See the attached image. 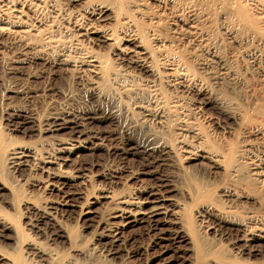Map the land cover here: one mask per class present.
Segmentation results:
<instances>
[{"label":"rangeland","instance_id":"1","mask_svg":"<svg viewBox=\"0 0 264 264\" xmlns=\"http://www.w3.org/2000/svg\"><path fill=\"white\" fill-rule=\"evenodd\" d=\"M193 1L198 5L192 8L198 15L195 24L203 37L199 35L200 44L193 50L189 51V46L181 49L190 52L185 58L188 66L200 75L196 78L176 77L174 80L165 76L167 64L157 59L151 61L152 72L135 68L130 73L132 76L120 86L94 85L95 79L85 66L79 69L71 64L80 57L86 58L87 51L115 62L112 58L118 45L97 47L87 41L79 43L80 38L72 35L74 23L87 22L91 16L85 5H68L67 0H52L53 7L38 11L32 18L33 24L39 27L37 34L29 37L36 48L22 49L18 43L0 48V135L11 147H40L42 152H51L58 136L65 135L43 132L40 126L55 116L81 117L94 112L105 119L100 125L110 136L94 154L83 151L79 156L73 155L74 162L66 165V169L78 161L90 162L92 172L89 171L88 190L92 196L107 190L120 195L132 192L141 195L160 174L169 180L171 197L187 208L183 213L194 215L195 220L190 222L193 228L185 226L184 222V226L173 224L166 230L152 231L137 224L125 231L124 245L114 243L108 251V239L97 240L96 229L97 222L107 216L108 201L102 199L88 215H82L78 207H64L56 214L58 224L49 221L39 211L44 204L43 198L49 196L43 188V179L36 167L21 165L16 172L7 169L0 174V213L6 217L8 225L0 227V251L14 258L22 256L23 260L28 257L27 260L35 264H41L43 257L32 256L30 248L40 246L45 251L44 257L55 255L62 264H264V190L226 175L224 163L214 158L229 144L249 148L248 158L264 156V138L258 135L264 133L263 128L247 123L248 116H253L263 103L264 52L247 36L243 35L238 43L227 39L226 29H233L231 20L223 17V11L207 19L200 11L199 4L203 0H184L181 9L187 12ZM92 2L96 4L101 0ZM148 2L136 0L135 4L145 9ZM77 14L81 15L74 21L73 16ZM113 17L106 18L102 25L123 37L118 43L131 32L150 52L142 35L134 31L136 23L123 26ZM166 21L159 30L177 37L171 31V17ZM173 39L168 40L175 43L177 39ZM170 48L166 49L172 50ZM124 85L138 88L139 95L127 96L122 90L126 88ZM141 104L150 105L152 110L163 109L165 119L157 123L146 118L139 108ZM193 132L208 135L207 141L200 146ZM122 142L149 147L167 145L176 154L162 156L164 158L155 164L157 167H148L142 165L143 160L137 153H122L117 147ZM204 155L207 158H201ZM59 198L60 194L55 191L49 196V199ZM199 213L205 218L198 216ZM245 225L257 235L253 241L241 239ZM59 226L65 230L62 236L54 234ZM185 232L190 237L197 234L202 239L205 255L200 262ZM161 236L163 238H158Z\"/></svg>","mask_w":264,"mask_h":264},{"label":"bare ground","instance_id":"2","mask_svg":"<svg viewBox=\"0 0 264 264\" xmlns=\"http://www.w3.org/2000/svg\"><path fill=\"white\" fill-rule=\"evenodd\" d=\"M135 1L136 0H101V2L95 4L92 0H67L68 5L73 3H78L79 6L85 5L84 8L88 12V15L91 16V19L88 18L87 22L81 21L74 23L72 35L80 38L79 43L80 41H87V43L89 42L97 47L105 44L112 46L114 43H117L118 45L116 47L117 53L113 54L114 57L112 58L115 62L118 61L117 63L112 62L108 57L103 59L101 56H98L95 53L91 54V51L86 50L89 55H86V58H76L77 60L73 61L71 66L79 69L85 66L92 74L91 77L95 79L93 82L94 85L103 83L111 87L120 86L128 77L130 78L132 76L130 73L135 68H139V70L143 71L145 70V72L146 70L152 72L153 70L150 66L152 64L151 61L155 62V60L158 61L159 59H162L163 62L167 64V67L163 72L166 74L165 76L173 77L174 80H177V78L186 80L188 78H196L198 75L196 74V69L188 66V61L185 58V55L189 54V51H191L194 46L198 45V38L202 36L200 35L199 28H197V25L195 24L198 15L196 14L195 9H192L193 6L197 5L196 1H193L194 3L192 6L190 4V9L187 10V12H185V9H181L184 0H149L145 9L140 8L138 5L139 3L135 4ZM186 1L187 0H185V2ZM52 5V0H0V48L6 44L15 43L23 46L22 49L28 48L30 51L32 48H36L35 44L31 42V36L37 34L39 27H36L33 24L32 18L38 14V11L53 7ZM199 5L200 11L207 19H213V15L217 11H223V17L231 20V23L233 24V27L231 28L233 29H226L227 39H231L233 42L238 43L243 35L247 36L250 40L257 42L264 52V0H203V3ZM110 8L112 9L110 10ZM70 12L72 11L70 10ZM134 13L136 16H134ZM109 14H112L111 17H116L117 24L120 23L123 26H127L131 22L136 23V29L134 31L137 30V32L142 35V40L150 49V52L146 51L142 46V43L138 41L134 33L131 32H128L125 35L122 43H118V40H122L123 37L116 36L115 31L107 30V28L102 25V22H104L106 18H111L107 17ZM79 15L81 14L73 16L74 21H78L77 16ZM115 17H113V19ZM170 17L172 21H170V23H172L171 31L174 34H177V37H174L175 35L173 34V36H169V33L163 34V31L161 32L158 28L164 23V21L168 20V18L170 19ZM124 28L126 29L127 27ZM170 38H174L173 40L177 39V41L175 40V43H173L172 40H168ZM149 41L151 42L149 43ZM187 46L190 47L188 51L189 53L183 52L181 49H186ZM179 47L181 51L179 50ZM166 48L172 50H167ZM18 49L20 50L21 47ZM146 56L151 60L148 61ZM63 61L67 63V60ZM137 62H139V64H137ZM127 82L128 81H126V83ZM132 82L134 83L133 80ZM133 83L132 85H134ZM123 87H126L122 90H124L127 96L128 94L130 96L132 93V95H139L140 93L137 87V89L131 88L132 86L127 87L124 85ZM140 91L142 90L140 89ZM145 91H143V93ZM148 94L150 93L148 92ZM148 97H150V95ZM262 99V105L256 109L253 116H248L247 123L255 124L263 128L264 131V97ZM141 100L143 101V99ZM140 106L141 107L139 108L142 109L141 111L146 118L152 119L153 121L155 120L157 123L163 121L164 112L162 108V110H159L158 108L157 110H152L151 108L153 107L150 108V105L141 104ZM103 120H105L103 117L94 112L84 114L81 117H68L63 115L48 119L46 123L44 122L45 124L43 126H40L41 131L53 133L56 136H58V134L65 135L64 137L58 136L56 146L50 150L51 152H46L45 150L42 152V148L40 147H11L1 134L0 174L5 173L7 169L8 171L10 169L11 173L16 172L21 165H27L29 168L33 166L34 168L36 167L38 170L37 172L40 173V176H38L43 179V188L46 190V194L50 196L54 191L60 194V198L56 200L49 199V196L44 195L43 206H40L41 209L39 206L36 208H39V211L41 210L42 213L45 214L44 217H46V219L57 224L56 214H58L62 208L64 209V207L66 209V207L75 206L80 209L82 215H88L89 213L94 212V210L92 211L94 206L102 203V199H105L106 202L108 201L110 207L107 208V216L101 218L96 224V229L98 230L97 240L107 238L108 240L105 242L107 244L109 242L110 244V248L107 249L108 251L111 250V245L114 243L124 242L126 239L124 236L125 231L129 227L137 224H142L144 227H147L152 231L166 230L168 226L171 227L173 224L184 226V222H186L185 226L187 224L190 226V222L195 218L194 215L192 216L189 213L190 215L188 214L189 216H186L188 213L187 211L186 214L183 213L187 208L183 206V203L181 205L178 202L179 200L171 197V189L168 188L170 187V183H168L169 180L160 174L156 177V180L154 179L155 181L153 180L154 182H152L153 184L150 188L141 195L135 192L127 193V195H120L107 190L96 193L98 195L92 193L94 195L92 196L88 190V184L91 180V173H89L90 162L78 161V163L71 166L70 169H66L65 166H68L69 163L73 161L71 158L73 155L79 156L83 151L93 153L99 146L101 147V145L104 144V141L110 136V133L108 130L101 127L100 124ZM182 131L186 130L183 129ZM196 135L197 134H195V136ZM204 135L198 134L196 136V141L200 146L207 141L206 136L208 135ZM258 135H260V138H264V133ZM121 144L122 145L117 147L121 149L122 153L126 154L130 151L137 153L143 160L142 165L144 164L148 167H157L155 164L164 158L162 156L171 157V155L174 156V154H176L173 148L167 145L149 147L126 142H122ZM192 145L198 147L196 144ZM112 146L113 145H111V147ZM247 152H249V148H244L237 144H229L222 147L219 154L214 155V158L217 160L221 159L224 163L226 175L248 182L247 184L258 185V187L260 186L261 189L263 188L264 190V156L253 155V157L248 158ZM201 158H207V156L204 155L201 156ZM211 160L213 159L211 158ZM34 168H32V170H34ZM155 170H157V168ZM34 173L36 174V172ZM153 173H155L154 170ZM204 213H206V211H204ZM198 216L205 218L202 213ZM39 217L43 218L42 215ZM7 226L6 217L0 213V227L6 228ZM191 226L189 228H193ZM250 228L251 227L248 225L242 227L243 236L241 239L245 242L250 240L253 241L257 236L254 234V230ZM64 231L65 230L59 226V229L54 234L62 236V232L64 233ZM186 235L188 236L187 233ZM196 235L191 234V237L188 236L187 239L190 241L192 240V244L195 247V255L197 256L198 262H200L202 256L205 255V249L203 248L202 239ZM158 238L163 237L161 236ZM106 243L105 245H107ZM122 245H124V243H122ZM40 248L32 247L30 249L33 250L32 256L34 255L39 258L43 257V262L41 264H62L55 255L53 257L50 256V254L44 257L45 251ZM2 253H0V264H26L29 262V260H27L28 257L23 260L22 256L18 255L17 257L16 255V258H14L10 257L11 254L8 255V253ZM25 260L27 261L26 263ZM31 262H29V264ZM32 264L35 263L32 262Z\"/></svg>","mask_w":264,"mask_h":264}]
</instances>
